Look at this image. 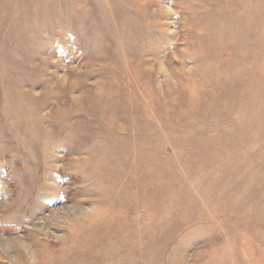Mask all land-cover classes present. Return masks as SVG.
<instances>
[{
	"label": "rangeland",
	"instance_id": "rangeland-1",
	"mask_svg": "<svg viewBox=\"0 0 264 264\" xmlns=\"http://www.w3.org/2000/svg\"><path fill=\"white\" fill-rule=\"evenodd\" d=\"M0 264H264V0H0Z\"/></svg>",
	"mask_w": 264,
	"mask_h": 264
}]
</instances>
